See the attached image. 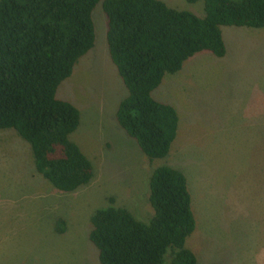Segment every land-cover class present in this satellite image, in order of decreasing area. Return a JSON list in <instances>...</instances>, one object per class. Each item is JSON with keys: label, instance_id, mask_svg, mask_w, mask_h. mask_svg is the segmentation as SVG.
Masks as SVG:
<instances>
[{"label": "rangeland", "instance_id": "1", "mask_svg": "<svg viewBox=\"0 0 264 264\" xmlns=\"http://www.w3.org/2000/svg\"><path fill=\"white\" fill-rule=\"evenodd\" d=\"M159 1L203 16L201 0ZM91 22L93 47L55 97L78 112L68 139L92 178L72 193L56 191L34 172L28 145L0 130V264H98L90 214L111 199L146 223L148 179L160 166L185 177L195 222L185 247L196 264H264V28L221 27L222 58L196 53L162 78L151 98L173 107L177 131L167 155L149 162L114 121L126 92L107 56L99 4Z\"/></svg>", "mask_w": 264, "mask_h": 264}, {"label": "trees", "instance_id": "2", "mask_svg": "<svg viewBox=\"0 0 264 264\" xmlns=\"http://www.w3.org/2000/svg\"><path fill=\"white\" fill-rule=\"evenodd\" d=\"M201 1L202 17L159 0H0V130L14 131L28 145L34 172L53 189L72 193L92 178L90 162L68 139L78 112L55 91L93 47L95 6L105 21L107 56L126 92L114 121L152 162L167 155L177 131L173 107L151 98L162 78L196 53L222 58L221 27L264 28V0ZM147 186L146 223L111 199L90 214L87 240L98 264H196L185 247L195 227L185 177L160 166ZM63 225L57 220L55 232Z\"/></svg>", "mask_w": 264, "mask_h": 264}]
</instances>
